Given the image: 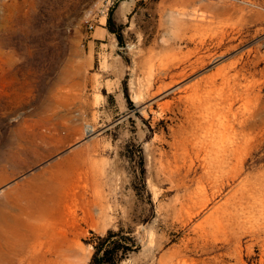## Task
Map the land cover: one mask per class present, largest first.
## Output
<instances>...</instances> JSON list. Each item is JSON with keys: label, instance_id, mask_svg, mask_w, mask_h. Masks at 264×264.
<instances>
[{"label": "rangeland", "instance_id": "1", "mask_svg": "<svg viewBox=\"0 0 264 264\" xmlns=\"http://www.w3.org/2000/svg\"><path fill=\"white\" fill-rule=\"evenodd\" d=\"M109 229L121 264H264V0H0V259Z\"/></svg>", "mask_w": 264, "mask_h": 264}, {"label": "trees", "instance_id": "2", "mask_svg": "<svg viewBox=\"0 0 264 264\" xmlns=\"http://www.w3.org/2000/svg\"><path fill=\"white\" fill-rule=\"evenodd\" d=\"M107 25L109 30L121 39V34L113 22L112 12L108 16ZM126 93L128 95V92ZM131 239L121 231L109 229L105 235L98 236V240L93 242L95 251L91 264H121L122 258L133 249L134 242Z\"/></svg>", "mask_w": 264, "mask_h": 264}, {"label": "bare ground", "instance_id": "3", "mask_svg": "<svg viewBox=\"0 0 264 264\" xmlns=\"http://www.w3.org/2000/svg\"><path fill=\"white\" fill-rule=\"evenodd\" d=\"M43 210V209H42ZM47 211V210H46ZM51 209H49L48 207V213L50 214ZM31 226H33V229L30 228L27 230V260H29V262H33V260L38 257V256H42L41 255V245H42V241H41V237L43 236H47L49 234L48 231L46 232H42L40 233V228L42 227H46L47 226V222L45 221H37V222H32ZM4 260V262L2 261ZM13 260V256H9L6 259H0V264H8L10 261ZM2 262V263H1Z\"/></svg>", "mask_w": 264, "mask_h": 264}]
</instances>
